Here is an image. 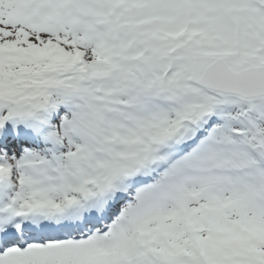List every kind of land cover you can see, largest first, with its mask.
Instances as JSON below:
<instances>
[{"label": "snow or ice", "instance_id": "6c2138e0", "mask_svg": "<svg viewBox=\"0 0 264 264\" xmlns=\"http://www.w3.org/2000/svg\"><path fill=\"white\" fill-rule=\"evenodd\" d=\"M0 264H264V0H0Z\"/></svg>", "mask_w": 264, "mask_h": 264}]
</instances>
